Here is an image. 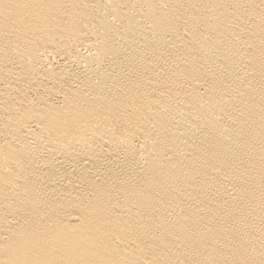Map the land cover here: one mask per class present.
I'll use <instances>...</instances> for the list:
<instances>
[{"label": "bare ground", "instance_id": "bare-ground-1", "mask_svg": "<svg viewBox=\"0 0 264 264\" xmlns=\"http://www.w3.org/2000/svg\"><path fill=\"white\" fill-rule=\"evenodd\" d=\"M0 264H264V0H0Z\"/></svg>", "mask_w": 264, "mask_h": 264}]
</instances>
